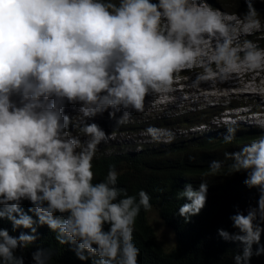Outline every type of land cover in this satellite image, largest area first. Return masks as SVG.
<instances>
[{"label":"clouds","instance_id":"1","mask_svg":"<svg viewBox=\"0 0 264 264\" xmlns=\"http://www.w3.org/2000/svg\"><path fill=\"white\" fill-rule=\"evenodd\" d=\"M245 3L241 17L204 0H0V220L11 221L13 230H31L17 237L0 228V264H24L15 250L36 241L37 225H47L81 261L139 264L133 233L141 210L151 211V197L143 189L129 195L115 165L96 179L99 145L113 137L86 121L123 110L117 120L123 125L133 112L153 107L150 97L174 100L177 92L182 101L203 97L213 106L241 94L220 86L264 75V47L253 41L264 23L253 0ZM246 94L264 97V81L248 85ZM237 107L250 114L227 104L217 115L227 119L226 146L237 140L238 119L257 112L248 101ZM252 119L264 128V119ZM146 134L157 143L175 139L171 129L156 126ZM223 155L204 177L246 171L244 183L260 191L257 207L231 217L238 233L218 230L245 245L234 260L248 264L264 231V134ZM207 193V182L198 189L187 185L178 199L190 202L179 215L187 221L199 214ZM25 200L32 205L27 211ZM262 253L264 247L256 249ZM33 259L53 264V251L39 249Z\"/></svg>","mask_w":264,"mask_h":264},{"label":"trees","instance_id":"2","mask_svg":"<svg viewBox=\"0 0 264 264\" xmlns=\"http://www.w3.org/2000/svg\"><path fill=\"white\" fill-rule=\"evenodd\" d=\"M231 1L237 14L244 15L247 12L246 3ZM253 5L261 20L264 19V0H253ZM261 37L260 41L264 45V33ZM203 112L204 110H193L177 117H189L191 123L187 126L191 128L208 123V119L197 120L201 116L199 113ZM190 114L192 116H188ZM188 127L182 129L187 130ZM208 133L204 136L199 134L196 138H190V141L181 140L180 137L177 138L180 140L174 139V143L156 144L154 147L143 145L140 151H127L123 155L119 151L111 155H103L102 152L96 155L93 164L97 180L104 178L109 165H115L120 173L119 186L127 188L129 195L137 194L140 189L145 190L151 197L152 208L157 209L177 233V245L166 249L159 243L155 229L149 222V211L142 209L133 233L134 243L140 249L139 264H236L235 255L242 254L245 245L240 241L225 240L218 230L238 233L231 217L237 213L247 214L250 208L257 207L260 191L258 188H249L244 183L246 171L215 177H204L203 174L212 161L224 159V151L232 152L236 148L240 150L242 143L250 141L249 133L237 131V140L230 146L222 143L227 131ZM228 163L230 161H225V165ZM202 182L208 184L206 204L199 214L186 221L185 217L179 215V207L190 201L187 198L178 199V193L189 184L198 189ZM21 206L25 211L32 207L27 200ZM29 215L34 216V213ZM261 226L264 227V223ZM0 228L7 229L10 235L17 237L21 232L31 234L30 229L23 227L13 230L11 221L6 218L0 220ZM35 235L37 239L33 244L15 250L16 256L23 257L24 264H36L33 253L39 249L53 251V264H90V260H79L71 245H59L55 240V233L47 225H37ZM261 247H264V231L259 244L254 243L252 246L253 255L248 264H264V253L259 256L255 254L256 249Z\"/></svg>","mask_w":264,"mask_h":264},{"label":"rangeland","instance_id":"3","mask_svg":"<svg viewBox=\"0 0 264 264\" xmlns=\"http://www.w3.org/2000/svg\"><path fill=\"white\" fill-rule=\"evenodd\" d=\"M240 1L241 4H245V0H240ZM204 2L208 3L210 6L214 8L223 7L221 8L222 11L227 12L233 16H241V17L243 16L237 14L234 11L235 8L231 0H211V2H209L208 0H204ZM261 21L263 24L264 19H262ZM257 32L264 33V29L263 31H257ZM254 33L252 35L243 37L241 39L242 40L250 39L252 38ZM261 38L262 37L255 35L253 41L256 42L259 46L260 45L264 46L261 43L262 41H260ZM261 81H264V75L258 76L255 79L251 75H243L240 81L229 86L233 89L234 92L236 93L240 92L241 94L231 95L227 99L221 97V99L218 102H215L214 106L206 102L203 99V97H201L200 100L196 101L195 103L191 100L182 101L180 99L181 93L179 92L174 94L175 99L173 100V102L172 100L166 97H150L149 99L152 101L153 107L146 110V112L143 114H137L133 112L129 122L123 125L117 124V120L119 119L120 116L123 115V110L117 112L116 117L112 118L109 116V111H111V109H109L108 111H105L103 114H98L97 116L93 118H89L86 121L87 123L94 122L98 124V126L101 129H103L106 132V134H109L113 137V139H111L108 143L102 142L99 145V149L96 155L100 154L101 152L103 153V155H111L115 151H119L123 155L127 151H131V152L137 150L140 151L143 145L145 147H154L156 144L157 145L163 144V142L157 143L152 141L151 137L146 134V129L149 126L171 129L175 133V139L181 137L180 138L181 140L186 139V141H190L191 139L198 137L199 134H202V136L209 134L208 132H211L212 134L215 132L225 133L227 131V128L223 124L222 118H224L225 120L227 119L222 115H220V117H218L217 115L220 114L221 109H225L227 104H230L231 107H235L236 112L237 111L247 112L242 108L237 107L238 103H240L242 100L244 102L248 101L249 103L248 108L250 107L256 108L255 111H257L256 114H251L248 115V117L246 118L238 119L239 122L237 125V131H240L241 133H249L248 137L249 140L251 141L252 139L259 137L261 134H264V128L257 126L256 123L254 122L255 120L252 119L254 117H259L260 119H264V97H261L259 95H250L246 93L248 90V85L259 84ZM240 85H242V87ZM220 87L227 88L225 85H221ZM243 88L245 90H243ZM217 106H220L221 109L218 108ZM78 107L79 106L68 105L66 108L77 109ZM195 109L204 110L203 113H199V115L201 116H199L197 120L208 119V123L206 126L191 127L192 129H190L187 125L188 123H191V119L189 120V117L180 118L177 116L178 115L181 116L182 114H186V113L188 114V112ZM229 111L233 112L234 110L230 109ZM66 114H68L70 117H74L78 115V111L68 110ZM188 116H192V114ZM157 119L158 121H156ZM186 127H188L187 130L182 129ZM73 134L75 135L76 133L74 132ZM175 141L176 140L172 142L174 143ZM250 141H246L241 145L248 143ZM140 144H142V146H137ZM238 150L239 148H236L235 150H232V152ZM148 219L151 225L153 226V228L155 229L159 243L163 245L166 249L174 248L178 243L177 233L172 228V226H170L160 216L158 210L152 208L151 211H149L148 213Z\"/></svg>","mask_w":264,"mask_h":264},{"label":"bare ground","instance_id":"4","mask_svg":"<svg viewBox=\"0 0 264 264\" xmlns=\"http://www.w3.org/2000/svg\"><path fill=\"white\" fill-rule=\"evenodd\" d=\"M241 38H243V37H241ZM247 78V77H246ZM244 82H245V80H244ZM244 84V83H243ZM230 85H232V84H225V86L226 87H229ZM238 85V84H237ZM241 87H242V85H240ZM243 87H245V86H243ZM240 90V89H239ZM243 90H245L244 88H243ZM246 90H247V88H246ZM240 93V92H239ZM178 100V99H177ZM200 100V99H199ZM198 100V101H199ZM161 101V100H160ZM166 102V101H165ZM172 102H173V100H172ZM73 106V105H72ZM78 106V105H77ZM255 111V110H254ZM247 113H249V112H247ZM250 114V113H249Z\"/></svg>","mask_w":264,"mask_h":264}]
</instances>
